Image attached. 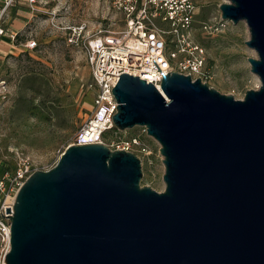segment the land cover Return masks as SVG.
<instances>
[{"label": "water", "instance_id": "obj_1", "mask_svg": "<svg viewBox=\"0 0 264 264\" xmlns=\"http://www.w3.org/2000/svg\"><path fill=\"white\" fill-rule=\"evenodd\" d=\"M219 8L247 24L260 87L236 100L158 66L161 89L122 74L115 127H146L160 144L165 191L142 187L132 152L69 146L6 208L7 264H264V0Z\"/></svg>", "mask_w": 264, "mask_h": 264}, {"label": "rangeland", "instance_id": "obj_2", "mask_svg": "<svg viewBox=\"0 0 264 264\" xmlns=\"http://www.w3.org/2000/svg\"><path fill=\"white\" fill-rule=\"evenodd\" d=\"M225 1L198 0L194 39L207 52V77L202 82L243 100L249 90L261 85L248 61L257 53L246 44L247 24L230 22L217 33L203 29L221 18L219 6ZM4 7L0 0V20L6 28L0 38V160L11 172L21 165L32 172L48 171L94 103L93 92L87 89L91 82L87 49L85 44L70 43V28L85 25L80 39L87 43L100 30H109L116 14L111 0H38L35 11L27 0H15ZM32 41L38 43L35 50L28 47ZM125 132L126 137L140 135L146 148L131 151L142 162V187L165 191L160 144L140 127Z\"/></svg>", "mask_w": 264, "mask_h": 264}, {"label": "built area", "instance_id": "obj_3", "mask_svg": "<svg viewBox=\"0 0 264 264\" xmlns=\"http://www.w3.org/2000/svg\"><path fill=\"white\" fill-rule=\"evenodd\" d=\"M1 1L7 7L15 0ZM27 1L35 11L38 0ZM111 8L116 17L111 20L110 29L100 30L87 43L80 39L86 31L85 25L70 28V43L78 47L85 44L87 49L91 70L87 89L93 92L94 103L68 147L104 144L111 150L145 151L140 135L126 137L127 132L115 127L113 116L119 103L112 90L122 74L139 77L158 89L163 74L170 72L191 76L193 80L207 77L206 49L194 39L198 0H111ZM229 23L219 18L204 24L203 29L222 32ZM5 35L6 28L0 20V38ZM28 47L35 50L38 43L32 41ZM140 128L148 135L146 127ZM31 174L25 165L13 172L5 170L0 160V264H7L6 256L11 248V225L6 217L11 214H7L6 208L13 210L16 196Z\"/></svg>", "mask_w": 264, "mask_h": 264}]
</instances>
